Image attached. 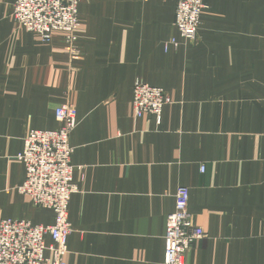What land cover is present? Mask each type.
<instances>
[{"label": "crops", "instance_id": "crops-1", "mask_svg": "<svg viewBox=\"0 0 264 264\" xmlns=\"http://www.w3.org/2000/svg\"><path fill=\"white\" fill-rule=\"evenodd\" d=\"M14 1L0 0V220L53 225L18 191V155L30 132L59 128L68 96L78 192L66 264H165L181 186L206 233L187 264H264V0H203L194 42L175 27V0H80L72 64L64 34L44 42L19 26ZM138 80L169 95L160 121L135 117Z\"/></svg>", "mask_w": 264, "mask_h": 264}, {"label": "built area", "instance_id": "built-area-1", "mask_svg": "<svg viewBox=\"0 0 264 264\" xmlns=\"http://www.w3.org/2000/svg\"><path fill=\"white\" fill-rule=\"evenodd\" d=\"M175 27L188 42L198 39L203 0H175ZM80 0H15L13 17L29 32L50 42L55 33L64 34L63 42L70 63L82 54L78 47ZM175 48L177 42H172ZM168 45L166 46V49ZM65 104L55 110L59 128L53 131H32L24 140L18 155L26 170V178L18 191L31 198L34 206L51 210V226H34L27 221L0 220V264H66L68 238L73 232L69 220V205L78 192L74 183L73 148L70 137L78 126L75 107L68 96ZM171 104L169 95L159 87L140 80L133 87V108L136 118L155 116L158 121L165 106ZM202 172L204 168L202 167ZM190 189L179 187L175 194V210L168 216L165 232V264H187L193 246L206 237L203 228L194 224L189 212ZM51 239L47 245L46 239ZM51 257H46V252Z\"/></svg>", "mask_w": 264, "mask_h": 264}]
</instances>
